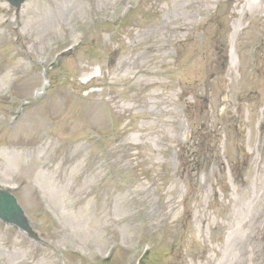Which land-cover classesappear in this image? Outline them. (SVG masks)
<instances>
[{
  "label": "rangeland",
  "instance_id": "1",
  "mask_svg": "<svg viewBox=\"0 0 264 264\" xmlns=\"http://www.w3.org/2000/svg\"><path fill=\"white\" fill-rule=\"evenodd\" d=\"M0 190V264H264V0H0Z\"/></svg>",
  "mask_w": 264,
  "mask_h": 264
},
{
  "label": "water",
  "instance_id": "2",
  "mask_svg": "<svg viewBox=\"0 0 264 264\" xmlns=\"http://www.w3.org/2000/svg\"><path fill=\"white\" fill-rule=\"evenodd\" d=\"M26 1L28 0H7L8 4L16 9V12L20 10L22 4ZM0 220L8 225L17 227L29 239L40 243V239L31 229L15 198L5 191H0Z\"/></svg>",
  "mask_w": 264,
  "mask_h": 264
}]
</instances>
